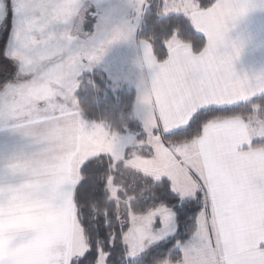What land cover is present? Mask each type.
I'll use <instances>...</instances> for the list:
<instances>
[{
    "label": "snow or ice",
    "instance_id": "6c2138e0",
    "mask_svg": "<svg viewBox=\"0 0 264 264\" xmlns=\"http://www.w3.org/2000/svg\"><path fill=\"white\" fill-rule=\"evenodd\" d=\"M214 4L215 0H148L145 15L154 9L159 23L148 40L150 51L141 41L143 64L151 75L141 86L138 103L146 108L149 120L155 119L151 131L173 152L177 165L152 185L149 199L143 201L150 205V212L140 229L144 234L140 251L122 247L105 227L95 226L85 208L78 216L82 215L87 247L73 254L69 264H264V236L245 229L250 218L264 227V170L240 172L236 159L226 156L224 137L208 131V125L219 122L218 118L258 114L264 109V75L236 76L234 65L242 46L230 55L203 52L207 33L197 26L195 13ZM0 10L7 18L6 0H0ZM80 11V0H14V14L22 19L11 54L0 41V77L11 70L9 61L16 60L20 78L0 88V121L11 122L19 101L39 86L41 66L51 62L52 53H69L67 67L74 78L68 85L71 90L86 68L102 61L108 48L120 42L105 35L90 45L76 36L73 51L70 25ZM174 36L190 39L195 58L189 60L172 51ZM105 89L120 99L124 84L117 80ZM241 93L244 98H235ZM191 104L198 106L187 123L164 128L163 114ZM142 122L147 138L149 124ZM172 138L175 143L166 142ZM262 141L264 137H258L252 144L239 145L237 151L251 154ZM192 146L195 150L188 151ZM145 147L155 151L151 144ZM101 168L94 159L83 165L84 170ZM84 185L81 182L76 189L81 204L88 202ZM189 233L191 238L185 241Z\"/></svg>",
    "mask_w": 264,
    "mask_h": 264
},
{
    "label": "crops",
    "instance_id": "0c3cea01",
    "mask_svg": "<svg viewBox=\"0 0 264 264\" xmlns=\"http://www.w3.org/2000/svg\"><path fill=\"white\" fill-rule=\"evenodd\" d=\"M195 22L207 33L203 52L230 55L235 47L242 46L234 65L236 76L264 75V0H218L212 8L195 13ZM141 41L134 40L133 44L143 56ZM143 44L150 51V44L145 41ZM170 48L189 60L195 58L191 47L176 39L170 41ZM53 61L57 60H51L49 67L55 66ZM141 62V83L130 87L137 93L134 113L139 106L141 86L147 84L151 75L143 59ZM97 70L108 78L103 65ZM39 73L46 75L47 71L43 69ZM235 98H244V95L241 93ZM55 106L59 112L52 117L17 123L0 121V264H69L75 235L73 196L80 180V168L86 161L98 157H89L96 136L101 140L104 136L109 141L112 133L106 124L92 122L95 128L85 126L82 131L85 119L78 107L66 111L61 103ZM197 106L191 104L178 111L169 109L162 115L164 128L187 123ZM140 107L142 117L138 120L142 126V120H147L148 131L152 133L156 121L149 120L146 108ZM218 121L209 124L208 131L224 137L226 156L236 159L238 170H264V147L253 148L251 154L237 151L239 145L252 144L258 138L264 122L239 117ZM10 128L15 131H6ZM153 141L154 157L147 160L157 159L158 151L171 156L169 166H159L151 173H165L164 166L174 169L177 160L173 152L159 138ZM187 150L194 151L195 146ZM245 229L264 236V227L255 218L245 222Z\"/></svg>",
    "mask_w": 264,
    "mask_h": 264
},
{
    "label": "rangeland",
    "instance_id": "374dc122",
    "mask_svg": "<svg viewBox=\"0 0 264 264\" xmlns=\"http://www.w3.org/2000/svg\"><path fill=\"white\" fill-rule=\"evenodd\" d=\"M6 2L8 17L5 21V30L0 41L3 42L4 48L11 54L16 47L15 32L22 17L14 14V0H6ZM80 2L81 11L72 21L70 27L73 33L68 37L70 41H73L71 43L73 51L77 49V43L75 42L76 36L80 38V41L90 45L98 43L99 39L105 35H110L109 39L111 40L120 41L108 48L102 61L86 68L81 75L98 69L103 65L109 75L108 78L111 81V86L117 80L127 87H132V85L138 86L141 83V60L143 56L141 50L133 42L134 40H138L137 33L143 25L147 4L146 0H80ZM68 57L69 53L67 51H63V55L60 54L59 50L51 54L50 59L57 60L53 61L56 62L55 66L49 67L48 64L51 62L43 64V68L40 71L44 69L47 71V74H38L39 86L30 91L27 97L19 101L11 122L32 121L47 116H55L59 112V109L52 105L53 100H55L56 104L61 103L66 111L69 108L73 110V108L78 107L75 93L79 81L69 90L68 85L74 78L67 67ZM9 63L11 70L6 72L3 77H0V88L15 83L20 78V65L18 62L11 60ZM41 101L44 103H41ZM140 106L141 104H139L135 113L137 119L142 117L140 115ZM85 126L95 128L92 123L86 120L82 121V131H84ZM110 136L112 138L109 141L103 138L104 136L102 140L99 136H96L93 145L90 147L89 151L91 153L89 157L108 154L116 161H120L123 160L125 151L128 148L135 149L142 145L137 142L135 136L132 134L121 136L112 133ZM258 137H264V128L259 130ZM153 138L155 136L149 132L146 145L154 144ZM170 156L166 152L158 151V157L155 160H147L135 156L131 161L127 162V165L130 168L146 173L159 180L164 174L170 173L173 169L164 166L166 169L165 173L154 172L152 174L151 171L152 169L159 168V166H169L170 161L168 160ZM109 190L115 198L117 189L110 185ZM148 216L149 214L144 216H131V229L124 237V244L128 245L132 252L140 251L143 246L144 234L140 229L146 223ZM74 222L73 231L75 235L73 246L69 253V259L73 254L78 251L82 252L87 247L76 213Z\"/></svg>",
    "mask_w": 264,
    "mask_h": 264
},
{
    "label": "trees",
    "instance_id": "16d2710c",
    "mask_svg": "<svg viewBox=\"0 0 264 264\" xmlns=\"http://www.w3.org/2000/svg\"><path fill=\"white\" fill-rule=\"evenodd\" d=\"M217 1L215 0V3ZM146 2L148 3V0ZM158 23L154 9L147 12L146 15L144 14L143 25L138 31L137 38L148 43ZM173 39L191 47L189 38L174 36ZM205 45L206 42L203 50ZM105 85L111 87V82L106 74L100 70L95 69L81 75L75 93L81 115L89 122L106 124L111 133L121 136L132 134L137 142L142 145L135 149L128 148L125 151L123 160L120 161H116L110 155H100L93 158L97 164L102 165L100 170H84V163L80 168V180L74 190L73 203L86 245L88 236L80 223L82 215L78 216L80 210L85 208L87 209V218L95 222V226L105 227L109 235L114 236L117 242L124 247V237L131 229V216L149 214L150 205L144 204L143 201L149 199L152 185L160 179L157 180L127 165V162L135 156L142 159H152L154 157V152L145 147L148 137H144L145 130L135 117L136 91L133 88L124 86L123 91L119 93L120 99H115L111 91L106 92ZM253 107H258V105H253ZM236 117L243 120L258 118L264 122V109H261L258 114L245 112L244 114L221 117L218 120ZM151 134L161 141L160 136ZM166 142L175 143L176 141L175 138H172V140ZM261 147H264V141L258 142L254 148ZM81 182H85V194L88 196L87 204H81L77 199L76 189ZM110 185L117 189L115 198L109 190ZM190 238L191 233L186 234L183 239L187 241ZM101 243L103 242L101 241Z\"/></svg>",
    "mask_w": 264,
    "mask_h": 264
},
{
    "label": "water",
    "instance_id": "95a60500",
    "mask_svg": "<svg viewBox=\"0 0 264 264\" xmlns=\"http://www.w3.org/2000/svg\"><path fill=\"white\" fill-rule=\"evenodd\" d=\"M7 17H8V7H7ZM7 18L4 16L3 10H0V27L5 23Z\"/></svg>",
    "mask_w": 264,
    "mask_h": 264
},
{
    "label": "flooded vegetation",
    "instance_id": "af4514ba",
    "mask_svg": "<svg viewBox=\"0 0 264 264\" xmlns=\"http://www.w3.org/2000/svg\"><path fill=\"white\" fill-rule=\"evenodd\" d=\"M4 24L0 27V39H1L2 34H3L4 30H5Z\"/></svg>",
    "mask_w": 264,
    "mask_h": 264
}]
</instances>
